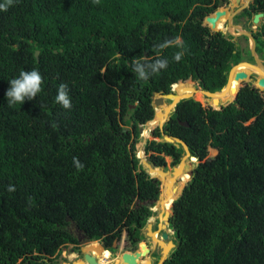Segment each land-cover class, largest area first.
<instances>
[{
  "label": "trees",
  "instance_id": "trees-1",
  "mask_svg": "<svg viewBox=\"0 0 264 264\" xmlns=\"http://www.w3.org/2000/svg\"><path fill=\"white\" fill-rule=\"evenodd\" d=\"M0 3L7 4L0 9V264H57L63 249L80 252L97 241L115 253L124 232L126 248L136 249L161 193L138 157L141 129L155 117L154 96L191 93V82L209 92L227 85L244 58L224 25L217 21L223 32H215L207 18L218 11L228 17L230 0ZM260 12L264 0H254L241 16ZM257 37L264 50V25ZM158 57L167 67L146 79L130 67ZM32 68L42 76L41 91L8 105V80ZM240 72L248 78L234 80L228 101L197 92L194 98L210 105L183 100L165 126L199 164L174 202L177 247L164 264H264V86L263 78ZM60 82L68 85L69 109L54 100ZM152 135L162 138L159 128ZM210 148L218 152L213 158ZM144 150L156 167L166 166V157L177 165L184 155L155 139ZM193 162L167 193L164 185L163 213ZM145 255L141 243L137 264Z\"/></svg>",
  "mask_w": 264,
  "mask_h": 264
},
{
  "label": "water",
  "instance_id": "water-1",
  "mask_svg": "<svg viewBox=\"0 0 264 264\" xmlns=\"http://www.w3.org/2000/svg\"><path fill=\"white\" fill-rule=\"evenodd\" d=\"M250 1H252V0H246V5L245 6L235 10L231 15H229L230 16L229 26L233 25V27H238L237 25L233 24V19H234L235 16H237L238 14L243 12L247 7H249L248 4H249ZM225 15H227L226 12L218 11L216 13L215 17L207 18V21L210 24H212V28L214 29L215 32H220L221 31V30L215 29L216 28V23H217V21H219ZM262 17H264L263 13L256 14L254 16V22L258 23ZM239 28H241V27H239ZM243 32H244V35L246 34V36H249L251 38V40L253 41V43H254V45L252 46V55L255 57L257 65H253V64L248 63V62H240L238 65L233 66L231 71H230V73H229L227 85L223 89H221V91L209 92V91L201 89L200 87H193L192 88L193 92H201L202 94L205 95L206 98L214 99V96L221 94L222 92H224L225 89H227L229 87L230 80H231V77H232V72H233V70L236 67H238L240 65H243V64H245L248 67H254V68H257V67H260V66L262 67L261 61H260V59L258 58V56L256 54L255 40H254L253 36L251 35V33L247 32V31L243 30ZM39 54H40V52L37 51L36 52L37 59H39ZM260 72L262 73V71H260ZM246 78H248V74H246L245 72H239L236 75V77H235L236 80H244ZM259 83H260L261 86H264V79L261 80ZM239 91H240V88L238 87L237 91L235 93V98L238 96ZM193 98H194L193 96L181 97V96L178 95L177 92H174V91L172 93H170V94L156 95L153 98V105L156 108V110H155L156 111L155 112V118L157 117V107L164 105L166 101H171L170 104L166 107V111H165L167 113L166 120L164 122H162V123H158L157 124V127L161 131V134H162V137H163L162 141L170 143V144H173L177 148H181L182 147V149L184 150V155L181 158V161H180L179 165L173 168V172L171 174L172 176L170 177V182L167 183V184H165V181H166V177H167L168 173H170V172L166 171L164 169L165 168L164 166L163 167H156L155 165L151 164L147 158H141L142 165L147 170L149 175L152 178H155L158 181H160V184H161L160 185V188H161L160 198H161L162 193H163L164 185H166V193H167V191H169V188H170V186L172 184V180H174L175 177L177 176V174L179 172H181V170H182L183 166L186 164V162H188L190 160H193V159H196L195 157L192 156L191 150H190L189 146L187 145V143L184 140H182V139H180L178 137L171 136L170 134H167L166 131H165L166 130L165 126L170 121L172 114L175 113L177 105L183 100L193 99ZM214 103L218 104V102L216 100H214ZM226 104L228 105L229 103H226ZM220 106H226V105H224V103H221L219 105V107ZM183 124H186V123H183ZM196 161H197V159H196ZM198 163L199 162L189 163V165L192 167L191 170H189V172H188V174L190 176V180L183 187V189H182L181 193L179 194V196L172 202L171 209L166 211V212H164V213H162L163 214V220L166 222L167 225L171 224V218L173 216L174 202L182 195L185 187L191 181V179L193 177V174H194V169L197 167ZM153 172H157L159 174V176H154ZM179 180H180L179 178H176L174 180V185L178 184ZM176 189L177 188L175 187L174 191H176ZM150 226L151 225L149 224L147 226V229H150ZM162 237H163L164 240H169V234L167 232H164ZM174 241H175V238H173V240H169L168 244H166L167 248L166 249L164 248V252H163V255H162V258H161L159 264H164L166 262V260L169 258V256L171 255V253L176 249L177 244L174 243ZM93 243H97V246L101 249L102 252L106 251V249H105V247H104L102 242L97 241V242L83 243L84 245L81 247V252L84 255L83 258H79V259H77V260H75L73 262H71V261H63V262H61L59 264H98L97 259L90 254V251L92 250V247H94ZM115 246H117V242L115 243ZM136 253L137 252L133 253L132 251L124 252L122 254L124 262L128 263V264H137L136 258L134 256Z\"/></svg>",
  "mask_w": 264,
  "mask_h": 264
},
{
  "label": "flooded vegetation",
  "instance_id": "flooded-vegetation-1",
  "mask_svg": "<svg viewBox=\"0 0 264 264\" xmlns=\"http://www.w3.org/2000/svg\"><path fill=\"white\" fill-rule=\"evenodd\" d=\"M242 1H243V3L241 4V6L239 8H241V7H243V6L246 5V0H238L237 3L240 4ZM253 2H254V0L250 1L249 4H248V6L250 7L253 4ZM249 7H247L246 9H248ZM239 8H237V9H239ZM243 12H241L240 14H238L237 16L234 17L233 24L234 25H237V26L242 25L243 27H245L246 29H248V30H245L242 26H240L243 30L251 33V35L253 36V38L255 40V50H256V54H257L258 58L261 61L262 67L264 68V50H260L261 49L260 48V45H261L262 38H258L257 37L258 34L261 32V29H262V27L264 25V17H262L258 23H255L254 22V16L256 14H259V13H256L251 18H249L247 16H241V14ZM260 13H262V12H260ZM229 20H230V16H228V17L223 16L219 20V23L221 25H224V28L225 29L228 28V30L226 29L228 32H224V33L225 34H228V35H231L232 36V41H235L236 42V48L239 49V51L241 52V55L244 58L241 62H248V63H251L253 65H257L256 60H255V57L252 55V46L253 45H252V42H251L252 41L251 38L249 36H246V35L242 34L241 33L242 32L241 28L229 26ZM240 20H244L243 23H241ZM229 27L234 28V31H235L234 33L235 34L229 32ZM220 28H221L220 30H222V27H220ZM236 34H238V36ZM242 71H244V70H242ZM251 76H254V77L259 78V76L257 74H254V73H252ZM228 77H229V75H228ZM257 78H256V80H257ZM196 86H198V85L196 84ZM167 158H170V157H167ZM171 160L173 162V159L172 158H171ZM175 166L176 165H174V167ZM164 167H165L164 169L166 171H168V169H166V166H164ZM181 172H183V170H181ZM179 181H181V180H179ZM188 181H189V179H188ZM160 195H161V193H160ZM159 199H160V197H159ZM159 199L153 205L154 208L152 207L153 208L152 211L155 214H154V216H152V217H154L153 222H150V219L152 217L148 221L147 226L150 224L151 225L150 226V229H147V226H146L143 229V231H142L143 239L138 243L137 248L134 249V250L133 249H129L130 251H132L133 253H135V252H137L139 250L141 243L144 242V241H146L145 245L147 247V255H145L143 258H145L144 260L148 259L151 264H159L160 263V260L162 258L163 252H164V248L162 247V243L165 244V245L168 244V241L171 238L170 231L173 230L171 228V224L167 225L166 222L163 220V214L161 215V212H159L160 210H157L158 208H157L156 203L159 202ZM164 232H167L169 234V240H164L163 239L162 235H163ZM155 234H156V239L153 236ZM173 238H175V237L173 236ZM174 243H175V241H174ZM100 250L101 249L98 246H96V247H92V250H91L92 253L90 252L91 255L92 254L94 255L93 257H95L97 259V261L99 260L98 251H100ZM78 254H79V258H83L84 255L81 252V248H80V252L78 251ZM108 254H109V251L108 250L104 251L103 252V258H106V256ZM79 258H77V259H79ZM112 258H113V255H112L111 258H106V259L112 260ZM71 262H73V261H71ZM99 263L100 264H106L103 260L101 262H99ZM122 263L123 264H126V263H124L123 258H122Z\"/></svg>",
  "mask_w": 264,
  "mask_h": 264
},
{
  "label": "clouds",
  "instance_id": "clouds-1",
  "mask_svg": "<svg viewBox=\"0 0 264 264\" xmlns=\"http://www.w3.org/2000/svg\"><path fill=\"white\" fill-rule=\"evenodd\" d=\"M9 2H11V0H9ZM6 7H7V4L0 3V9H4ZM238 27H240V26H238ZM160 46H163V45H160ZM181 55H182L181 52H176L173 58L175 60L179 61L181 59ZM167 64H168L167 58H159L158 57V58H155L154 60H152L151 62L134 60V61H132L130 67H131L132 71L137 75L138 78L146 79L151 74L159 72L161 69L166 68ZM41 82H42V76H41L40 72L38 71V69H36V68H32L31 70L21 69L19 71L18 75L14 76L13 78L8 80L9 87L6 89V92H5L6 103L8 105H13V104L19 103L21 105L26 99L32 100L33 97H36L37 93H39L41 91ZM196 87H198V86H196ZM173 91L176 92L175 89H173ZM206 99H210V98H206ZM54 100H55V102L59 103L65 109L71 108L72 103H71V98H70L69 91H68V85L66 83L60 82L58 84L57 89H56V95L54 96ZM155 110H156V108H155ZM171 118H172V116H171ZM155 119L156 118L154 117V119L152 121H154ZM152 121H150L148 123H152ZM148 123H146V124H148ZM155 126H156L155 128L153 126L152 130L150 129V131H149L150 134L153 132V130L158 128L157 125H155ZM150 127H152V126H150ZM143 132H146V130L144 128L141 129V139L143 136V138L145 139L144 143L146 144L147 141H149V140L146 138L147 137V135H145L146 133H143ZM149 133H148V136H149ZM160 139L161 140H157V141H162L163 137ZM144 149H145V147H144ZM142 154H143V156H146L145 150L142 151ZM139 158L141 160L142 157H139ZM147 159H148V156H147ZM197 162H199L198 159H197ZM73 164L75 165L76 168L83 167L82 163L76 157H73ZM141 164H142V162H141ZM178 165H179V163L176 166H178ZM12 187H13L12 185H9V190H11ZM82 245H84V244H82Z\"/></svg>",
  "mask_w": 264,
  "mask_h": 264
},
{
  "label": "rangeland",
  "instance_id": "rangeland-1",
  "mask_svg": "<svg viewBox=\"0 0 264 264\" xmlns=\"http://www.w3.org/2000/svg\"><path fill=\"white\" fill-rule=\"evenodd\" d=\"M243 3V1L239 4V3H236L235 2V0H230V4L228 5L229 7H228V9H229V13H228V15H230V14H232L233 13V11H235L237 8H239L240 6H241V4ZM238 6V7H237ZM241 21V23H243V21L244 20H240ZM240 26H242V25H240ZM243 27V26H242ZM245 30H248V29H246L245 27H243ZM227 30H228V28H226ZM225 29V30H226ZM226 30V32H228ZM223 32V31H222ZM229 32H231V33H233V34H235L234 32V28H232V27H229ZM241 33H243V32H241ZM237 36H238V34H236ZM235 35V36H236ZM188 82H191V81H188ZM191 83H193L194 84V86H196V84H195V82H191ZM244 84V83H243ZM200 97L201 96H199L198 97V99H200ZM235 98V97H234ZM234 98L230 101V102H232L233 100H234ZM195 99V98H194ZM196 100V99H195ZM196 101H199V100H196ZM170 102L171 101H166L165 102V104L164 105H169L170 104ZM204 107H207V106H209L210 104L209 103H202L201 101H199ZM164 105H162V106H164ZM162 106H159L160 108H162ZM155 125H157V124H155ZM155 125H153L154 126V128L156 127ZM153 126L152 127H150V123H148V124H146L143 128L149 133V131H150V129L152 130L153 129ZM154 131V130H153ZM143 133H145V132H143ZM148 133L147 134H145V135H147V139L148 140H152V139H155V140H161L160 138H154V136L152 135L153 134V132L150 134L149 133V136H148ZM145 139L143 138V136H142V139H141V141L139 142V144L137 145V149H138V151H137V153H138V156L139 157H142V158H147V155L146 156H143V154H142V151H144V147H145ZM217 150L216 149H213V148H210L209 149V158H213V157H215L216 155H217ZM183 157V156H182ZM184 167V166H183ZM173 168H174V165H173V162H172V160H171V158H167L166 157V169H168V171L170 172V174H171V172L173 171ZM191 166L189 165V164H187V166H186V169H185V171H186V175L189 177V180H190V176H189V174H188V172H189V170H191ZM188 180V179H187ZM161 199V198H160ZM160 199H159V202H160ZM159 202H157L156 203V205H157V210H159ZM154 208V207H153ZM159 212H161V214L163 213V211L162 210H160ZM153 220H154V217H152L151 219H150V222H153ZM170 233H171V238H170V240H173V236H174V231L173 230H171L170 231ZM125 237H126V233L124 232L123 233V236H122V240H121V243L119 244V245H117V250L115 251V253H113V258H112V260H108V259H106V258H99V260H98V263L99 262H101L102 260L106 263V264H115V263H118V259L120 258V255L123 253V252H126V251H130L129 249H127L126 248V246H125ZM142 243H146V241H144V242H142ZM83 246V245H82ZM81 246V247H82ZM158 251V250H157ZM77 258H79V254H78V252L77 251H74L73 250V247L72 246H70V247H68V248H65V249H63L62 250V252H61V255H60V262H62V261H74V260H77ZM59 262V263H60ZM59 263H57V264H59ZM118 264H121V263H118Z\"/></svg>",
  "mask_w": 264,
  "mask_h": 264
},
{
  "label": "bare ground",
  "instance_id": "bare-ground-1",
  "mask_svg": "<svg viewBox=\"0 0 264 264\" xmlns=\"http://www.w3.org/2000/svg\"><path fill=\"white\" fill-rule=\"evenodd\" d=\"M231 26H233V25H231ZM220 29H221V28L218 26V27H217V30H220ZM241 30H242V29H241ZM242 32H243V30H242ZM242 34H244V32H243ZM245 35H246V34H245ZM251 42H252V45H254L253 41H251ZM242 70H244V71H248L249 74H252V73L257 74L259 77H261V78L264 79V68H262L261 66H260V67H257V68H254V67H248V66H246L245 64L240 65V66L236 67V68L233 70L229 87H228L227 89H225L224 92H222L221 94L214 96V99H217V100H220V101L226 102V101H228V100L231 98L232 93H233V89H232L233 82H234V80H235L236 75L239 73V71H242ZM260 71H262V73H261ZM200 93H201V92H200ZM196 94H197V92H191V93H187V94H185V95H179V96H181V97H186V96H193V97H195ZM201 94H202V93H201ZM202 95H204V94H202ZM204 96H205V95H204ZM163 108H164V106H162V108L157 107V116H158V114H159V119H158V120H154V121H152V123H150V126H153V125H155V124H158V123H162V122H163ZM145 133L147 134V131H146ZM196 162H197V161H196ZM186 163H187V162H186ZM184 166H185V165H184ZM183 168H184V167H183ZM183 168H182V169H183ZM172 172H173V171H172ZM172 172H171V174H172ZM179 173H180V172H179ZM179 173L177 174V176L175 177V179L178 177ZM171 174L168 173V175H167V177H166V181H165V183H167V182L169 183V182H170V177L172 176ZM153 175H154V176H159V174H158L157 172H153ZM175 179H174V180H175ZM174 180H172V182H173ZM185 185H186V184H185ZM156 219H157V218H156ZM153 236H154L155 239H156V234L153 235ZM155 242H156V241H155ZM94 244H95V243H94ZM162 247L166 249V248H167V245H165V244L162 243ZM98 255H99V258H101V259L103 258V252H102L101 250L98 251ZM112 255H113V253L109 252V254L106 256V258H111ZM117 261H118V263L123 264V263H122V258H119ZM118 263H115V264H118ZM98 264H100V263H98ZM142 264H150V262H149V260L147 259L146 262H144V263H142Z\"/></svg>",
  "mask_w": 264,
  "mask_h": 264
},
{
  "label": "crops",
  "instance_id": "crops-1",
  "mask_svg": "<svg viewBox=\"0 0 264 264\" xmlns=\"http://www.w3.org/2000/svg\"><path fill=\"white\" fill-rule=\"evenodd\" d=\"M238 0H235V2L237 3Z\"/></svg>",
  "mask_w": 264,
  "mask_h": 264
},
{
  "label": "built area",
  "instance_id": "built-area-1",
  "mask_svg": "<svg viewBox=\"0 0 264 264\" xmlns=\"http://www.w3.org/2000/svg\"><path fill=\"white\" fill-rule=\"evenodd\" d=\"M152 210H153V208H152Z\"/></svg>",
  "mask_w": 264,
  "mask_h": 264
}]
</instances>
